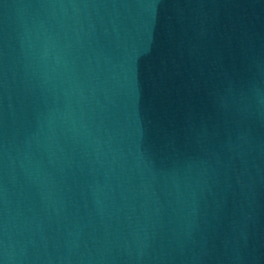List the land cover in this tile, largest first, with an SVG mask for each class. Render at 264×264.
Returning <instances> with one entry per match:
<instances>
[{"label": "water", "instance_id": "water-1", "mask_svg": "<svg viewBox=\"0 0 264 264\" xmlns=\"http://www.w3.org/2000/svg\"><path fill=\"white\" fill-rule=\"evenodd\" d=\"M0 264H264V0H0Z\"/></svg>", "mask_w": 264, "mask_h": 264}]
</instances>
